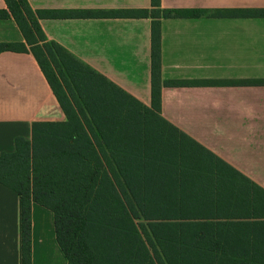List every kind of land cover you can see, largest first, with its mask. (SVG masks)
<instances>
[{
  "label": "trees",
  "instance_id": "1",
  "mask_svg": "<svg viewBox=\"0 0 264 264\" xmlns=\"http://www.w3.org/2000/svg\"><path fill=\"white\" fill-rule=\"evenodd\" d=\"M119 11L151 20V105L47 41L27 0H5L64 121H38L32 137L0 153V185L21 202V264H32V204L54 215L68 264H264V189L162 116L161 21L259 17L264 9ZM92 13H81L91 16ZM29 46V49L27 48ZM264 85V81H255Z\"/></svg>",
  "mask_w": 264,
  "mask_h": 264
},
{
  "label": "crops",
  "instance_id": "2",
  "mask_svg": "<svg viewBox=\"0 0 264 264\" xmlns=\"http://www.w3.org/2000/svg\"><path fill=\"white\" fill-rule=\"evenodd\" d=\"M47 41L150 106L151 20L119 11L151 9V0H27ZM162 9H264V0H161ZM0 11H9L0 0ZM81 13H92L81 16ZM0 43H24L10 15L0 19ZM29 49V46L27 45ZM162 116L264 189V18L162 19ZM65 116L32 53L0 52V153L30 140L38 121ZM21 202L0 185V264H21ZM32 264H68L53 213L32 204Z\"/></svg>",
  "mask_w": 264,
  "mask_h": 264
},
{
  "label": "rangeland",
  "instance_id": "3",
  "mask_svg": "<svg viewBox=\"0 0 264 264\" xmlns=\"http://www.w3.org/2000/svg\"><path fill=\"white\" fill-rule=\"evenodd\" d=\"M142 101H144V100H142ZM142 101H141V102H142ZM150 105H151V101H150Z\"/></svg>",
  "mask_w": 264,
  "mask_h": 264
}]
</instances>
